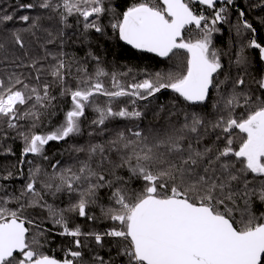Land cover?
Here are the masks:
<instances>
[{"label":"snow or ice","instance_id":"snow-or-ice-1","mask_svg":"<svg viewBox=\"0 0 264 264\" xmlns=\"http://www.w3.org/2000/svg\"><path fill=\"white\" fill-rule=\"evenodd\" d=\"M19 7L40 14L11 31L0 14V153L20 143L0 170V264H264V39L237 0ZM72 28L173 63L70 55Z\"/></svg>","mask_w":264,"mask_h":264},{"label":"trees","instance_id":"trees-1","mask_svg":"<svg viewBox=\"0 0 264 264\" xmlns=\"http://www.w3.org/2000/svg\"><path fill=\"white\" fill-rule=\"evenodd\" d=\"M36 0H0V14H13L14 20L7 24V29L11 31L12 29H24L28 25L23 21L19 20L21 15H29L30 17H35L40 14L37 10H28L22 9L19 6L27 3H35ZM246 11L248 19L256 22L254 26H257L258 33L261 39H264V26L258 24V17L264 16V12L260 10L259 7L249 8L248 4L250 0H237ZM252 2H257V0H252ZM42 29H48L55 33L58 25L55 19H43L41 21ZM225 36L224 40H227V26H225ZM67 37L64 45V51L68 52L70 55L83 57L87 52L88 48L91 46L94 51L102 56L108 62L109 68L115 66L121 71H126L128 68H132L134 71L147 70L148 72H157V71H167L173 61L162 59L148 53L136 51L122 42H116L114 40H108L106 38L100 37L98 34H93L90 37L88 42H85L82 37H80L77 29H67ZM27 36V34H26ZM39 40L35 38L28 37L29 47L32 55H43V49L40 45L46 39V33L41 30L37 32ZM222 43V41H218ZM49 49L55 50L53 46L49 45ZM255 55V53H254ZM261 66L257 64V72ZM171 96L170 92L163 93L160 95L159 103H166ZM59 117L53 119V124L58 122ZM16 152V156H4L0 153V170H3L4 167H10L14 164L19 156L20 143L17 141L15 144L11 145ZM58 145L52 143L50 146V153L54 151ZM30 158V157H29ZM27 165H25V169ZM97 214L98 210H97ZM85 223L84 221H78ZM60 244V238H57L53 243V247L56 248ZM103 254V253H102ZM57 256H61L62 253L57 249Z\"/></svg>","mask_w":264,"mask_h":264},{"label":"water","instance_id":"water-1","mask_svg":"<svg viewBox=\"0 0 264 264\" xmlns=\"http://www.w3.org/2000/svg\"><path fill=\"white\" fill-rule=\"evenodd\" d=\"M123 43V42H122ZM126 46H128V45H126ZM128 47H130V46H128ZM131 48V47H130ZM135 50V49H134ZM136 51H138V50H136ZM141 52V51H140ZM144 53H146V52H144ZM148 54H150V55H153V56H155V54H152V53H148ZM157 57V56H156ZM160 58V57H159ZM163 59V58H162Z\"/></svg>","mask_w":264,"mask_h":264},{"label":"rangeland","instance_id":"rangeland-1","mask_svg":"<svg viewBox=\"0 0 264 264\" xmlns=\"http://www.w3.org/2000/svg\"><path fill=\"white\" fill-rule=\"evenodd\" d=\"M153 103H154V104H155V103H159V101H154Z\"/></svg>","mask_w":264,"mask_h":264}]
</instances>
